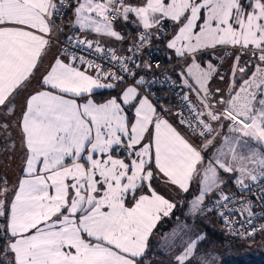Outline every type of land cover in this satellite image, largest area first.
<instances>
[{"label": "snow or ice", "instance_id": "obj_1", "mask_svg": "<svg viewBox=\"0 0 264 264\" xmlns=\"http://www.w3.org/2000/svg\"><path fill=\"white\" fill-rule=\"evenodd\" d=\"M62 10L73 12L71 27L77 33L122 41L125 37L115 30L114 21L141 27L129 51L143 48L155 35L151 30L159 32L162 23L173 22L176 30L167 47L177 57L191 58L180 76L200 105L185 95L192 115L180 123L202 144L194 146L141 93L143 76L116 96L94 100L95 90L116 87L102 80L123 82L124 77L86 55L61 49L40 78L41 90L29 93L17 118L24 176L10 202L0 199V217L7 221L3 238L11 237L6 246L0 245V264H144L153 229L176 207L152 187L153 165L179 192L188 193L194 180L199 183L190 202L194 216L213 211L205 198L215 192L217 214L231 235L249 239L264 233V224L253 226L264 214L252 211L264 208V0H75L74 7L66 0H0V128L11 126L17 97L62 33L56 23ZM66 39L86 51L106 53L135 76L127 63L133 58L117 56L99 39L79 34ZM221 46L239 49L250 59L240 65L236 56L229 94L216 98L208 81L217 69L211 62L201 67L196 54ZM250 68L251 75L242 79ZM126 109L133 110L134 119ZM225 123L227 134L222 132ZM221 172L235 175L240 198L220 190L227 182ZM254 187L259 189L253 193L259 205L243 196ZM7 192L0 186V196ZM177 234L174 230L172 236ZM203 239L197 232L183 241L170 264H194L198 255L196 264H215V257L197 253Z\"/></svg>", "mask_w": 264, "mask_h": 264}, {"label": "rangeland", "instance_id": "obj_2", "mask_svg": "<svg viewBox=\"0 0 264 264\" xmlns=\"http://www.w3.org/2000/svg\"><path fill=\"white\" fill-rule=\"evenodd\" d=\"M170 24L173 28V33L168 40L165 41V48L166 52L172 56L170 60L174 62V65L170 68V73L180 82L182 87L187 91L190 101L193 105L199 107V101L195 92L189 90L187 86L183 84V79L180 76L181 72H185L188 64L192 63L191 58H180L177 57L175 50L169 49L167 47L168 41L172 38L175 32V26L173 22L170 20L166 23H162V25ZM240 56L239 64L245 65L247 61H249L250 56L248 54L241 55L239 49H234L230 46H221L215 50L208 49L203 52L196 54V61L201 65V67L206 68L208 63L211 62L217 71L213 74L212 78L208 81V88L214 94L216 98L220 96L227 97L229 94V87L230 83L232 82L233 75H232V67L233 64L236 63V56ZM185 59H187V63H185ZM247 60V61H245ZM223 77V79H221ZM241 77L239 72L236 73L235 76V88L237 86V79ZM193 83V81H189ZM195 86V85H194ZM216 89H220V92L217 93ZM176 121H178L177 116L174 115ZM227 123H225V127ZM224 127V128H225ZM222 132L227 134V128L223 129ZM17 134H20L17 132ZM190 142H192L190 140ZM194 146L199 147L202 144V141L197 140L196 142H192ZM9 159L5 162V167L0 172V177L4 180V186L7 187L8 192L6 194L7 201H11L14 195V190L18 185L19 180L24 176L23 172V164H24V154L22 146H18L16 150L9 147ZM211 155V152H209ZM13 167L14 169L10 168ZM230 177L235 179V175L228 174ZM220 176L222 179L226 181V175L221 172ZM166 181V179H165ZM197 182V181H196ZM248 182V181H246ZM163 191L156 189L161 195H164L166 198L172 200L174 203H180L183 200V195L181 196V192L174 187H167L165 184L161 185ZM170 186V185H169ZM225 188V184L221 185V189ZM196 189V187H195ZM220 189V190H221ZM194 188H191L188 193L185 194L184 197V204L180 209L176 211V213H180L183 216L184 221H180L178 224H170L171 234L174 230H176L177 237H171L170 242L168 243V248L173 251H180L183 246V241L188 240L189 238H195L197 232L204 236V239L199 241L198 244L200 245L201 249L199 254H208L210 257H215V264H223L225 261H235L238 259H249V258H256L260 259L264 257V234H261L259 240L249 239V240H235L233 237L229 236L228 233L225 231V227L219 222V219L216 217L215 214L205 212L203 214H199L194 216L190 212V202L192 199L198 194L199 191V183L197 182V189L194 192ZM216 193L209 194L206 196L205 200L208 198H212ZM207 206V203L205 204ZM175 209V208H174ZM173 209V210H174ZM172 210V211H173ZM188 219L190 221H188ZM186 225L187 227L184 228L182 226ZM206 228H210L212 233H207ZM224 235V240L222 241L220 237H217V234ZM11 239V237L9 238ZM174 245V247H171ZM173 257V256H172ZM200 259V256H196L193 258L194 264L196 261Z\"/></svg>", "mask_w": 264, "mask_h": 264}, {"label": "built area", "instance_id": "obj_3", "mask_svg": "<svg viewBox=\"0 0 264 264\" xmlns=\"http://www.w3.org/2000/svg\"><path fill=\"white\" fill-rule=\"evenodd\" d=\"M74 2L75 0H66V4L71 7L73 6ZM70 11L71 10H67L66 12H63L62 10V17L56 20V23L62 26L63 31L65 30L69 22ZM116 22H120L124 26L125 35L129 42V48L135 45L137 43L138 34L143 29L139 28L136 30H131L127 22H124L123 20H119ZM170 28H171L170 24L162 25L161 31L155 32V35L149 40L147 44H145L143 48H140L138 51L135 48H133V51H129L125 55L133 58L131 62H127V63L129 69H131L135 73V76H131L125 73L121 69L120 65L117 62L112 61L111 58L108 57L106 53L96 54L94 52L86 51L83 47H79V48L75 47L74 42L70 43L66 39V36L77 35L78 33L66 34V35L61 33L56 37L54 41L58 44L60 53H61V49L67 47L69 51H74L77 54L86 55L88 59L95 60L96 63L101 64L105 70H112L117 75L123 76L124 80L123 82L120 83L133 84L135 83L136 79L143 76L145 78L146 84L141 87V93L149 96V98L153 101V103L156 104L157 110L161 112L162 115H164V118L170 121L172 124H174V126L182 134H184V136L187 139L195 143L196 139L197 140L200 139H198L196 136H193L190 129L185 124L180 123V120L182 118L187 120L190 119L192 115L188 107V102L183 99L185 95H187L188 97L189 95L187 91L182 87L180 82L170 73V68L174 65V62L164 65L163 58H165V52L163 50V47L161 45L153 43L156 39H161L170 30ZM81 37L83 38V36ZM101 46L104 47L102 44ZM145 63L151 65V68L150 69L144 68L143 65ZM137 64H140L141 67L137 68L136 67ZM157 65H159V67H157ZM164 109H170V111L165 113L163 111ZM174 115L177 116L178 121L175 120ZM224 174L226 175V181H227L226 182L227 190L224 191V193L234 194L237 198H240L241 191L233 182L234 179L229 175H227L226 173ZM261 187H264V185H261ZM258 191L259 189L254 187L251 192L245 191L243 193V196L245 198H249V197L252 198L253 203L259 205L260 202L256 200L255 196L253 195V193H257ZM217 199H219L218 195L211 198L207 202V207L213 209V211L211 212H213L217 216L219 222L226 228L228 234H230L229 226L226 225L224 221L217 214L216 207L213 203ZM252 211L255 214H264V208H260L258 206L253 207ZM235 215L237 219H240L239 213H236ZM260 224H264V218H258L254 222L253 226H258ZM233 227L238 228L239 225H234ZM261 234L264 233H259L255 237L260 236ZM231 236L235 239L240 240V238H237L233 235ZM253 238H249V239H253ZM249 239H243V240H249Z\"/></svg>", "mask_w": 264, "mask_h": 264}, {"label": "crops", "instance_id": "obj_4", "mask_svg": "<svg viewBox=\"0 0 264 264\" xmlns=\"http://www.w3.org/2000/svg\"><path fill=\"white\" fill-rule=\"evenodd\" d=\"M133 2H134V0H133ZM74 5H75V2H74L72 7H74ZM73 19H74L73 12L71 11V14L69 16V22H68L67 27L65 28V30L62 31V34L65 35V34L77 33V31L74 28L71 27V22H72ZM131 20H135V17L134 16H130V21ZM127 24H128V26H129V28L131 30H136V29L141 28V27L137 26L134 23H127ZM114 25H115V30L120 32L121 35H123L125 37L124 40L120 41V40H116L114 38H109V37H106V36H97L96 34L91 33V32L78 33V34H80L83 37H86L89 40L99 39L100 43L106 49H115L116 55L122 57V56H125L129 52V42H128V39L126 38V35H125L124 26L120 22H116V21H114ZM151 31H153L154 33L157 32L156 29H153ZM57 55H61V53L59 51L58 44L55 41H53V46H52V48L50 50V53H49V55L47 57L44 58V62L40 66V70L35 73V76L32 78L31 82L28 84L27 89L25 91H22L20 93V95L17 97L16 101H15V103H16V113H15V115L13 117H11V126L7 130H5L3 128H0V172L5 167V165H4L5 162L8 161V159H9L8 158L9 157V150H10L9 147H11L12 143L13 142L15 143V148L11 147L14 150H16V148L18 146H22V135H21V133L17 134V132H19V127L17 125V118L21 115L22 111L24 110L25 98L29 95V93L31 91L41 90L42 85L40 83V78L42 77L43 74L46 73V70H47L48 66L53 62L55 56H57ZM168 57L169 58L171 57V59H172V56H170V54H168ZM245 61H247V60H245ZM81 67L83 68L84 66H81ZM89 72H90V74H93V75L95 74L94 70H89ZM102 82L103 83H114L116 85V87L111 88V89L105 88V89H97V90H95V91H99V90H113V89H115L116 93L111 95L109 98H111L112 96H116L118 93H120L122 88H124L127 85H129V84H121V83H118L117 81L110 80V79L109 80H102ZM97 102H103V101H97ZM0 111H3V109H0ZM126 111H128L129 119H134L133 110L132 109H126ZM169 123H171V122L169 121ZM172 125L174 126V124H172ZM225 128H227V126ZM182 135H184V134H182ZM23 151H25V150L23 149ZM23 154H24V152H23ZM23 168H24V164H23ZM11 169H14V168L11 167L10 170ZM153 170H154V174H155V178L152 181V187L153 188H156V189H158L160 191H163L164 187H162L161 185L165 184V186H167V187H171L172 186V187H174L176 189V187L174 185H171L170 183H166L165 182L166 178L163 177L162 174H160V173L155 171V166L154 165H153ZM195 187L197 189V182L194 180L192 182V186H191V188H194V191H192L193 194L196 191ZM221 190L223 192L227 190L226 183H225V188L223 187ZM181 193H182L181 196L183 195L185 197L186 193H183V192H181ZM216 195L217 194H215L214 196H216ZM184 197H183V200H181L180 203H178V202L176 203L175 209L170 213L169 216L162 217L161 220L157 222L156 228L153 229V232H152V234H151V236L149 237V240H148V249L146 250V253H145L144 257H143L144 264H170L172 256H174V254L178 253V251H173V250L168 248V243L170 242L171 237H173L172 234H171L170 224L175 225V224H178L180 221H184L185 220V219H183V216H181L180 213H176V211L178 209L183 207L182 205L184 204ZM210 199L211 198L207 197V199L205 200V204ZM188 221H190V220L188 219ZM161 224H164L163 228L162 227L160 228ZM225 231L227 232V230H225ZM228 235L231 236L230 234H228ZM260 236H257V237H255L253 239L254 240H259L260 238H258V237H260ZM8 238H10V237H8ZM200 249H201V247L198 244L197 245V253L200 252Z\"/></svg>", "mask_w": 264, "mask_h": 264}, {"label": "trees", "instance_id": "obj_5", "mask_svg": "<svg viewBox=\"0 0 264 264\" xmlns=\"http://www.w3.org/2000/svg\"><path fill=\"white\" fill-rule=\"evenodd\" d=\"M70 14H71V11H70ZM172 33H173V28L171 27L170 30L161 39H156L153 42L154 44H158V45H161L163 47V50L165 52V58H163L164 65L165 64L172 63V61L168 57V53L166 52V48H165V41L168 40L169 37H171ZM255 62H257V61H255V60L252 61L253 64ZM251 70L252 69L250 68L249 71H248V74H249V72ZM245 76H247V75H245ZM245 76H243L242 79ZM242 79H241V77H239L237 79V86H238V84L240 83V81ZM118 83H120V82H118ZM121 84H126V83H121ZM115 93H116L115 92V89H113V90H99V91H94L93 98L96 101H104V100L108 99L111 95H113ZM4 183H5L4 180L0 177V186H4ZM0 199H6V196H0ZM211 213H213V212H211ZM6 223H7V221L3 217H0V245H5V246L7 245L8 241H9V238H7V239H4L3 238L4 235H5V232H4V228L2 226L3 225H6ZM163 226H164V224H161L160 225V228L161 227L163 228ZM206 230H207V233H209V234L212 233V232H214L210 228H206ZM216 234H217V232H216ZM217 237H220V239L222 241L224 240V235L217 234ZM233 239H235V238H233ZM235 240H238V239H235ZM2 256H4V253H0V257H2ZM223 264H264V257L263 258H260V259L249 258V259H238V260H235V261H225Z\"/></svg>", "mask_w": 264, "mask_h": 264}, {"label": "water", "instance_id": "obj_6", "mask_svg": "<svg viewBox=\"0 0 264 264\" xmlns=\"http://www.w3.org/2000/svg\"><path fill=\"white\" fill-rule=\"evenodd\" d=\"M255 63H258V61L257 62H255ZM254 63V64H255ZM253 70V69H252ZM251 70V71H252ZM251 71L249 72V74L247 75V76H245L243 79H248V76H250L251 75ZM241 82H242V80L240 81V83L238 84V86L236 87V88H239V86H240V84H241Z\"/></svg>", "mask_w": 264, "mask_h": 264}]
</instances>
